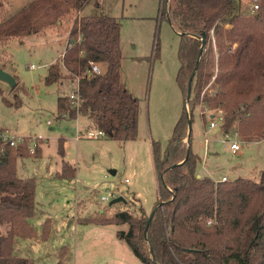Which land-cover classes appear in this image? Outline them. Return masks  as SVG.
I'll list each match as a JSON object with an SVG mask.
<instances>
[{
  "label": "trees",
  "instance_id": "obj_1",
  "mask_svg": "<svg viewBox=\"0 0 264 264\" xmlns=\"http://www.w3.org/2000/svg\"><path fill=\"white\" fill-rule=\"evenodd\" d=\"M91 1L27 0L6 16L4 0H0V45L11 38L39 34L75 11L62 58L49 66L45 77L47 85L67 77L78 83V101L65 95L58 98V118L81 114L107 138L136 139L140 99L121 77L122 23L110 15L82 14ZM258 1L257 13L247 14L237 9L236 0H160L158 19L167 18L182 33L177 82L184 108L166 148L152 140L159 182L155 212L146 236L152 212L147 213L143 206L139 214L123 210L87 222L128 224V230H119L117 236L145 264H264V171L258 181L239 177L216 182L199 176L201 157L192 148L193 127L188 136L187 112L188 104L193 124L201 93L216 75L213 85L218 91L203 101L225 109L224 131L230 132L236 122L250 140L264 139V0ZM203 34L206 44L200 55ZM158 54L157 41L153 58ZM92 64L100 71L95 72ZM192 75V98L187 101ZM4 101L13 105L6 97ZM2 131L0 127V224L8 225V230L0 235V264H32L30 258L14 251L17 238L38 235L30 221L38 210L36 180L20 177L17 170V160L29 144H5ZM33 154L41 156L38 145ZM59 154L65 156L62 140ZM62 160L58 177L74 178L75 166ZM50 228L46 221L42 234L48 236Z\"/></svg>",
  "mask_w": 264,
  "mask_h": 264
},
{
  "label": "rangeland",
  "instance_id": "obj_2",
  "mask_svg": "<svg viewBox=\"0 0 264 264\" xmlns=\"http://www.w3.org/2000/svg\"><path fill=\"white\" fill-rule=\"evenodd\" d=\"M26 1L4 0L3 14L19 10ZM250 3L236 0V7L251 14ZM159 8L160 0H92L82 12L114 16L122 23V80L140 99L139 134L132 140L79 139L80 129L83 133L94 129L85 116L58 118V98L75 93L77 80L67 77L47 85L44 78L49 65L62 58L75 11L45 31L25 37L23 43L11 38L0 45V67L11 71L13 65L11 73L17 80L14 88L1 82L4 94L0 95V127L26 137L29 148L18 158L17 170L20 177L36 180L38 210L30 221L38 235L17 238L14 246L16 254L30 258L32 264H145L117 236L119 230H128V224L87 222L123 210L139 214L140 202L150 214L158 199L151 141H159L164 150L184 108V95L177 82L180 36L167 18L158 19ZM157 41L159 54L153 58ZM210 82L204 91L208 87L209 91L218 89ZM4 97L13 105H7ZM219 110L225 117L222 106H212L202 98L194 110L192 148L201 157L199 171L220 179L225 175L227 181L239 177L258 181L264 171V139L250 140L238 123L230 128V133L245 141L238 153L223 142V126L208 133L212 138L210 153L206 150L205 131L210 116L219 115ZM61 140L64 157L59 154ZM33 143L40 147L41 156L30 151ZM62 159L75 166L74 178L58 177ZM125 178L130 182L126 183ZM114 191L127 202L111 206L112 199L101 200ZM46 221L51 223L48 236L42 234ZM7 230L8 225L0 224V235Z\"/></svg>",
  "mask_w": 264,
  "mask_h": 264
},
{
  "label": "built area",
  "instance_id": "obj_3",
  "mask_svg": "<svg viewBox=\"0 0 264 264\" xmlns=\"http://www.w3.org/2000/svg\"><path fill=\"white\" fill-rule=\"evenodd\" d=\"M260 8V4H259V1L258 0H251V3H250V7H249V11L251 14H255L257 13V11L259 10ZM211 34L213 36V40L215 42V39H214V31L212 30L211 31ZM92 67H93V70L95 72H99V68L96 64H92ZM215 78H216V75L212 78L211 80V85H213L214 81H215ZM78 89V88H77ZM205 89V88H204ZM203 89V91H204ZM209 87L206 88V90L202 93H201V98L202 100H204L205 98H209V97H212V96H215L218 89L216 90H213V91H209ZM70 98L72 100H79V96L77 94V90L75 91V93L71 94L70 95ZM189 110V108H188ZM223 112L221 110H219V115H214V117H211V120H210V123L208 125V130L205 131V142L208 144L210 143L212 140L211 137L208 136V133L211 131V130H214L215 128H220L221 126H223L224 124V115L222 114ZM48 123L51 124V121L48 120ZM223 142L227 143L230 145V149L231 151L235 154L237 152H239L242 148V143L245 142V141H240L238 139V135L234 134L233 133H230V132H226L223 130ZM106 134L103 130L101 129H97V128H94L93 130H90V131H87L86 133H83L82 131H78L77 132V137L78 138H103L105 137ZM1 138H2V141L3 143L5 144H9L11 146H16L18 144H23V143H26L27 142V139L25 136H20V135H14V134H11L10 132L8 131H2L1 132ZM40 138V137H39ZM38 144L37 143H33L32 146H30V151H32L33 153L35 152V148ZM228 178L226 176H223L220 181H227ZM125 182L126 183H129L130 182V179L129 178H125ZM120 196V195H119ZM118 197V195L116 194V191L114 192H109L107 195H103L101 197V200L102 201H109L111 199H114Z\"/></svg>",
  "mask_w": 264,
  "mask_h": 264
},
{
  "label": "water",
  "instance_id": "obj_4",
  "mask_svg": "<svg viewBox=\"0 0 264 264\" xmlns=\"http://www.w3.org/2000/svg\"><path fill=\"white\" fill-rule=\"evenodd\" d=\"M177 33L178 34H182L181 32H177ZM200 39L202 40V46L200 48V55H201L203 50H204V46L206 44V34H203ZM193 78H194V75H192L191 78H190L188 94H187V101H189L192 98V81H193ZM0 82L8 84L11 88H14L16 86V84H17V80H16L15 76L11 72H9L8 70H6L3 67H0ZM188 108H189V106L187 104V112H188V117H189L188 136H190L191 135V131H192V121H191V118H190V111L188 110ZM211 117H214V115H212ZM112 173L115 174L116 171L112 170ZM119 202H125L126 203L127 200L124 198V196H118V197H116V198H114V199H112L110 201V205L112 206V205L117 204ZM154 212L155 211H152V213L150 214V217L148 219L147 226L145 228V236L147 234V230H148L150 222H151V220L153 218Z\"/></svg>",
  "mask_w": 264,
  "mask_h": 264
},
{
  "label": "crops",
  "instance_id": "obj_5",
  "mask_svg": "<svg viewBox=\"0 0 264 264\" xmlns=\"http://www.w3.org/2000/svg\"><path fill=\"white\" fill-rule=\"evenodd\" d=\"M34 35H36V34H34ZM19 39H20V38H19ZM24 39H25V38L20 39V41L23 43V42H24ZM122 61H123V60H122ZM50 65H51V64H50ZM50 65H49V66H50ZM32 67H34V65H32ZM10 70H11V71H9V72H13V73H14L15 68H14L13 65H12V69H10ZM13 73H12V74H13ZM47 74H48V72H47ZM45 77H46V76H45ZM121 77H122V62H121ZM44 79H45V78H44ZM62 81H63V80H62ZM122 81H123V80H122ZM124 84H125V83H124ZM125 86H126V85H125ZM126 87H127V86H126ZM127 88H128V87H127ZM65 96H66V95H65ZM84 118H85L86 120H88L89 125H90V120H89L87 117H84ZM139 118H140V116H139ZM90 127H91V126H90ZM1 128H2V127H1ZM2 130H3V131H8V132H10V131H9L8 129H6V128H2ZM80 130L82 131V129H80ZM82 132H83V131H82ZM10 133H11V132H10ZM11 134H13V133H11ZM14 135H19V134H14ZM20 136H23V135H20ZM79 139H81V138H79ZM151 144H152V141H151ZM205 144H206V150L208 151V153H210V152H209V144H210V143L207 144V143L205 142ZM151 147H152V145H151ZM208 153H207V154H208ZM237 153H238V152H237ZM207 154H206V155H207ZM235 154H236V153H235ZM203 161H205V158L203 159ZM197 170H198V172H199L198 174H199L200 176L208 175V176H210L213 180H215L216 182L220 181V178H219V177H218V178H215V177L211 176L210 173H203V172L199 171V165H198ZM223 176H225V175H222V177H223ZM226 177H227V176H226ZM227 178H228V177H227ZM140 204H141V206H143L141 202H140ZM143 207H144V206H143ZM144 209H145V208H144ZM145 210H146V209H145Z\"/></svg>",
  "mask_w": 264,
  "mask_h": 264
}]
</instances>
